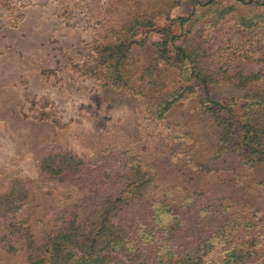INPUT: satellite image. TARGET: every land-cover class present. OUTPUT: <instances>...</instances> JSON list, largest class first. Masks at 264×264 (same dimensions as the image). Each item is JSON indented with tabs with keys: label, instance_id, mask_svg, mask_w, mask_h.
Masks as SVG:
<instances>
[{
	"label": "rangeland",
	"instance_id": "rangeland-1",
	"mask_svg": "<svg viewBox=\"0 0 264 264\" xmlns=\"http://www.w3.org/2000/svg\"><path fill=\"white\" fill-rule=\"evenodd\" d=\"M60 1L69 9L66 17L72 16L67 23L60 21L55 0H0V194L13 179L26 184L31 196L19 216L25 218L32 237L52 229L74 204L81 215L90 213L102 193L40 175L38 161L60 152L91 161L93 168L111 169L124 157L135 159L154 175L146 198L168 192L178 202L193 191L223 198L253 212L264 235V163L249 168L235 154H227L221 156L225 160L221 168L214 159L218 128L194 94L181 98L160 122L144 117V107L152 106L155 97L137 78L151 59L150 44L130 48L131 81L141 89L139 96L101 86L70 68L84 59L92 41L101 42L109 30L136 15L152 18L154 30L147 34L151 43L159 40L153 31L193 12L180 28L173 22L171 33L204 49L203 66L214 71L216 79L223 74H256L250 86L264 92V26L255 19L264 16V0H216L220 8L232 7L219 21L212 18L213 8L202 6L206 0H90L86 3L90 18L70 9L74 0ZM241 17L254 19L252 26H240ZM159 71L161 93L194 83L182 80L173 67L161 66ZM194 91L200 94L199 87ZM209 96L225 103L239 91L220 82L210 88ZM239 105L238 100L230 107L235 134ZM191 163L212 170L197 172ZM111 189L104 186L102 191ZM135 209L132 205L128 214ZM262 263L264 244L259 257L250 262ZM0 264H23V252L9 254L1 246Z\"/></svg>",
	"mask_w": 264,
	"mask_h": 264
},
{
	"label": "trees",
	"instance_id": "trees-1",
	"mask_svg": "<svg viewBox=\"0 0 264 264\" xmlns=\"http://www.w3.org/2000/svg\"><path fill=\"white\" fill-rule=\"evenodd\" d=\"M88 1L74 0L70 9L90 18ZM55 3L60 21L67 23L72 17H66L65 10L69 9L60 0ZM202 6L213 8L215 21L232 10L220 8L216 0H206ZM192 13L175 17L167 27L153 31L159 34V40L151 43H147V34L154 30L152 18L136 15L109 30L101 42L92 41L84 59L70 68L101 86L139 96L141 89L131 81L130 48L150 44L151 59L137 78L153 90L155 97L152 106L144 107V117L160 122L181 98L194 94L200 108L218 128L214 159L219 166H224L222 155L235 154L241 164L254 168L264 163V92L250 86L256 74H223L216 79L215 72L203 66L204 49L189 38L171 33L173 22L180 28L190 21ZM255 19L264 26V16ZM253 20L241 17L238 24L248 28ZM161 66L173 67L182 80L194 83L180 85L172 93H161ZM220 82L230 83L239 96H231L225 103L212 101L210 88ZM194 86L199 87L200 94ZM238 100L239 132L235 134V116L230 115V107ZM224 114L225 118L221 116ZM191 164L197 172L212 170L205 164ZM93 165L70 152L50 153L38 161V172L43 177L74 186L83 184L84 188L102 193L93 211L81 215L74 204L69 213L59 215L57 225L37 238L30 234L25 218L19 216L30 199V190L22 180L13 179L0 194V247L9 254L22 251L23 264H250L259 257L264 235L258 220H253L255 214L249 213L245 205L209 198L200 191L178 202L168 192L146 198L144 194L154 175L143 170L135 159L124 157L111 169ZM104 186H110L112 191L103 193ZM262 188L264 192V184ZM132 205L136 209L129 215Z\"/></svg>",
	"mask_w": 264,
	"mask_h": 264
},
{
	"label": "crops",
	"instance_id": "crops-1",
	"mask_svg": "<svg viewBox=\"0 0 264 264\" xmlns=\"http://www.w3.org/2000/svg\"><path fill=\"white\" fill-rule=\"evenodd\" d=\"M55 3V2H54ZM54 8H55V11L56 13L58 12V8H57V5L53 4ZM55 18L58 20V18L55 16ZM59 21V20H58Z\"/></svg>",
	"mask_w": 264,
	"mask_h": 264
}]
</instances>
